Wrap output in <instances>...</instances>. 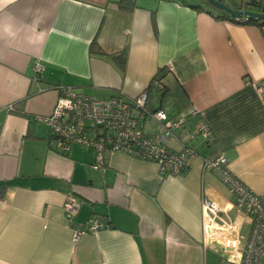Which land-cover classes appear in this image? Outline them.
<instances>
[{"label":"crops","instance_id":"obj_1","mask_svg":"<svg viewBox=\"0 0 264 264\" xmlns=\"http://www.w3.org/2000/svg\"><path fill=\"white\" fill-rule=\"evenodd\" d=\"M117 1L0 7V264H237L249 217L200 156L222 153L229 170L264 195V35L192 7L201 0H136L129 11ZM123 51L121 65L112 55ZM160 70L163 92L152 85ZM56 86L100 99L146 90L147 110L187 115L167 145L189 144L199 156L182 175H166L152 161L112 152L102 173L90 150L52 151L48 127L35 117L51 112ZM133 115L144 133L167 132ZM200 123L210 140L194 134ZM68 194L80 202L75 224L97 215L108 226L72 241L62 209ZM203 199L218 205L214 226L224 240L205 242Z\"/></svg>","mask_w":264,"mask_h":264},{"label":"built area","instance_id":"obj_2","mask_svg":"<svg viewBox=\"0 0 264 264\" xmlns=\"http://www.w3.org/2000/svg\"><path fill=\"white\" fill-rule=\"evenodd\" d=\"M256 1V0H255ZM252 0H239L241 10ZM249 17L232 16L231 20L244 23ZM264 35V25L260 26ZM42 65H35V79L40 78ZM152 85L162 89L161 81L153 79ZM57 97L49 114L37 115L35 120L44 123L49 130L48 147L55 152L65 153L72 146H78L93 153L92 168L104 172L105 160L112 152H121L130 156L156 163L166 175H182L192 160L199 156L195 148L183 144L178 150L167 145L172 130L181 128L187 115L169 117L164 109L147 110V91H142L133 99L126 100L120 93L100 99L73 90L68 86H56ZM264 91V86L259 88ZM138 112L142 119L157 121L167 132L149 135L143 132L142 124L133 115ZM198 114L192 109L191 116ZM197 134L203 141L210 140V128L200 123ZM2 129L0 127V137ZM203 169L213 172L229 188L233 206L249 217V231L242 246L237 264H264V195H258L243 184L228 168L227 159L219 153L215 156H200ZM80 202L73 194H68L62 209L66 224L71 228L72 241H77L88 233H96L106 228V224L97 216H90L84 223L75 224L74 216L78 213ZM202 214L205 242L224 240L225 230L214 225L221 220L218 205L208 199L202 200ZM214 226V227H213ZM226 244L234 245L231 240Z\"/></svg>","mask_w":264,"mask_h":264},{"label":"trees","instance_id":"obj_3","mask_svg":"<svg viewBox=\"0 0 264 264\" xmlns=\"http://www.w3.org/2000/svg\"><path fill=\"white\" fill-rule=\"evenodd\" d=\"M201 1H202L203 5H195V6H192V7H195V8H198V9L199 8L200 9H205L208 13H212V14H213V12H212V10H213V11H215L214 12V16L216 18H218V19H231L232 18V16L227 14L225 11H222V10L210 5L207 0H201ZM221 1L223 2V0H221ZM116 3H117L118 8H120L122 10H127V11L132 10L133 8H135L137 6L136 0H118ZM230 7L233 8V9L242 8L241 5L230 6ZM261 7H262V5H261L259 0H256L255 2H251V3H249L248 5L245 6L246 9H250V10H253V11H260ZM244 23L253 24V25H256L257 27L260 28V26L264 25V19H256V18L249 17ZM94 44H95V41H94ZM94 47H95V45H94ZM95 50H97V51L100 50L97 45L95 47ZM124 52L125 51H123L119 55H117V54L112 55V57L114 59L117 58V57L119 58V62H120L121 65L123 63L121 58L123 57ZM161 75H162V71L160 70L158 75L155 76L153 79L161 80V77H162ZM159 91L163 92L164 88L162 87V89L159 90ZM149 111H151V110H149ZM105 224H106V226H108L107 223H105Z\"/></svg>","mask_w":264,"mask_h":264},{"label":"water","instance_id":"obj_4","mask_svg":"<svg viewBox=\"0 0 264 264\" xmlns=\"http://www.w3.org/2000/svg\"><path fill=\"white\" fill-rule=\"evenodd\" d=\"M208 3L222 11H225L231 16H247L256 19H264V6L261 7L260 11H253L250 9H233L230 6L226 5L221 0H207ZM255 2V0H252Z\"/></svg>","mask_w":264,"mask_h":264},{"label":"rangeland","instance_id":"obj_5","mask_svg":"<svg viewBox=\"0 0 264 264\" xmlns=\"http://www.w3.org/2000/svg\"><path fill=\"white\" fill-rule=\"evenodd\" d=\"M223 2L226 4V5H229V6H238L239 5V0H223ZM197 127V126H196ZM197 130L195 128V132L194 134L198 135L197 133ZM200 136V135H198ZM246 231H247V228L244 227L243 231H242V234H246Z\"/></svg>","mask_w":264,"mask_h":264},{"label":"clouds","instance_id":"obj_6","mask_svg":"<svg viewBox=\"0 0 264 264\" xmlns=\"http://www.w3.org/2000/svg\"><path fill=\"white\" fill-rule=\"evenodd\" d=\"M15 0H0V7H2L4 4H11L14 3ZM5 32H11V26L8 25L4 28Z\"/></svg>","mask_w":264,"mask_h":264}]
</instances>
